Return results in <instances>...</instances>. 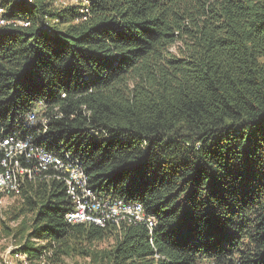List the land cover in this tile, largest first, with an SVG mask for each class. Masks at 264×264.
I'll return each mask as SVG.
<instances>
[{
    "label": "trees",
    "instance_id": "obj_1",
    "mask_svg": "<svg viewBox=\"0 0 264 264\" xmlns=\"http://www.w3.org/2000/svg\"><path fill=\"white\" fill-rule=\"evenodd\" d=\"M0 124L76 156L145 224H71L63 182L26 181L16 251L51 264H264V0H1ZM86 16V19L84 18ZM48 128H26L27 114ZM158 255V257H157Z\"/></svg>",
    "mask_w": 264,
    "mask_h": 264
},
{
    "label": "built area",
    "instance_id": "obj_2",
    "mask_svg": "<svg viewBox=\"0 0 264 264\" xmlns=\"http://www.w3.org/2000/svg\"><path fill=\"white\" fill-rule=\"evenodd\" d=\"M93 0H54L57 5H79L81 11L89 12ZM86 19V16H84ZM7 25L28 26L29 22L6 17V7L0 0V27ZM47 116H39L38 110L29 112L23 121L26 128L37 126L45 133ZM51 179L65 184L72 210L65 218L71 224L107 223L145 224L152 232L157 219L146 213L140 202L97 195L89 185V177L80 160L64 147L48 149L35 141L33 134L21 136L17 130H10L0 124V208L7 197H18L26 181ZM16 248L0 249V264H51L46 257L30 260ZM158 257V255H157Z\"/></svg>",
    "mask_w": 264,
    "mask_h": 264
},
{
    "label": "rangeland",
    "instance_id": "obj_3",
    "mask_svg": "<svg viewBox=\"0 0 264 264\" xmlns=\"http://www.w3.org/2000/svg\"><path fill=\"white\" fill-rule=\"evenodd\" d=\"M19 202L16 197H7L0 208V249L1 251H6L10 248H15L17 246V240L12 235H7V229L2 222L6 223L10 229H15L19 222H14L9 220L10 211L12 208L17 207ZM68 264H89L87 260L76 259L74 261H68Z\"/></svg>",
    "mask_w": 264,
    "mask_h": 264
}]
</instances>
